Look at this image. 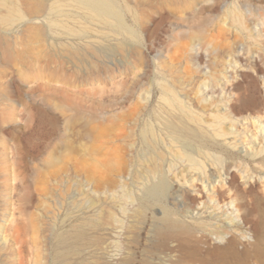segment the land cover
<instances>
[{
  "label": "rangeland",
  "instance_id": "1",
  "mask_svg": "<svg viewBox=\"0 0 264 264\" xmlns=\"http://www.w3.org/2000/svg\"><path fill=\"white\" fill-rule=\"evenodd\" d=\"M41 1L47 16L57 0ZM116 2L135 36L86 23L33 50L27 27L6 36L25 63L0 51V264H264V0ZM169 84L201 118L165 102ZM167 120L219 159L172 156ZM227 241L245 253L214 250Z\"/></svg>",
  "mask_w": 264,
  "mask_h": 264
},
{
  "label": "bare ground",
  "instance_id": "2",
  "mask_svg": "<svg viewBox=\"0 0 264 264\" xmlns=\"http://www.w3.org/2000/svg\"><path fill=\"white\" fill-rule=\"evenodd\" d=\"M51 1V0H49ZM209 0H193L195 4L197 3H203L208 2ZM17 1H14V3L11 0H0V51H2L4 57L6 58V61L9 63H13L17 65L18 63L23 64L25 63L24 58L18 57L17 59L12 56L11 53V44L6 39L7 35H14L13 33H17L19 29L17 27H27V31L29 32V38H28V47L30 50H33L35 47V44L47 40V38L52 37L54 33L63 34L68 39L75 40H83L87 32L82 27V25L89 23L90 25H97L100 24L103 26V28L113 30L116 33L125 32L129 36L133 37L136 35L135 30L130 27L124 17V14L117 4L116 0H57L54 2L50 7V14L46 16H41V13L46 10V8L49 6H46L44 1H41L34 4L32 8L30 7L27 9L30 11L26 14L20 6H18ZM45 3V4H44ZM51 2H49L50 4ZM68 7L70 9H63L62 7ZM49 8V7H48ZM78 10L77 14L75 13L76 10ZM52 10L54 11V14L51 15ZM79 10L83 11L79 12ZM83 15V16H82ZM43 17V18H42ZM67 17L66 19H63ZM68 17L84 19V23L81 22V19L78 18L77 22H74L73 24H70V21ZM205 27H199L196 29V32H182L179 35V38H191V39H205L206 34ZM209 46L211 49L217 51V48L214 45H211L209 43ZM27 64V63H26ZM20 66V65H19ZM18 69V65H17ZM169 94L170 96L168 98H165V102L170 105L172 108H178L181 110L182 113H188L193 114L195 117H200L201 114L195 110L192 103L186 100L181 99L180 95L175 91L174 88L169 84ZM215 92L210 87H203L202 90H200V104H202L203 107H205L207 104L212 105L214 109L216 110V113L218 117L221 118H229L230 114H228L226 111H223L225 108L224 105H215L214 103L207 100V96L214 95ZM250 98L244 99V102L249 101ZM150 100V97L147 98V102ZM54 105L58 109H66L67 106L58 102H54ZM76 110V109H75ZM246 114H243L240 116L244 117ZM76 117V116H75ZM192 117V119L195 121L196 118ZM76 119H69V125L74 126ZM78 120V119H77ZM201 120V119H200ZM169 120H167V128H170L169 130V138H170V146L169 150L172 156H175L177 158H183L189 161L191 166H197L201 162L199 159L207 160L210 157L219 159L213 155V153L209 149H201V150H195L188 142L186 137L183 134V131H179L177 128L173 127ZM74 124V125H73ZM68 125V126H69ZM234 125V123H232ZM149 127V126H148ZM72 128V127H71ZM70 130V129H69ZM153 129L147 128L143 133V139L146 146L151 150L153 155L148 158V169L150 173H153L154 175H158L161 177L162 181H166L167 176L163 173L162 167L156 162L159 154L155 151L156 147L154 146L156 143V140L150 139L149 134ZM75 131V130H74ZM151 141V143H150ZM158 141V140H157ZM153 142V143H152ZM65 147L66 149L71 148V137L67 135V138L65 140ZM158 144V143H157ZM155 147V148H154ZM151 155V154H150ZM54 159V156L49 157L48 163H51ZM220 181L226 180L225 177L221 176L219 177ZM164 183V182H162ZM204 184L199 185V187L206 192L208 191V187L211 185L210 181L204 180ZM236 196H246L244 192L242 193H236ZM78 236H81V233H78ZM214 250L217 251H230L233 256H240L245 253V251L242 252H236L232 246L231 241H227L223 244L216 243L214 246Z\"/></svg>",
  "mask_w": 264,
  "mask_h": 264
}]
</instances>
